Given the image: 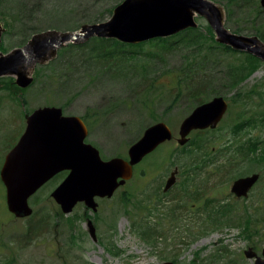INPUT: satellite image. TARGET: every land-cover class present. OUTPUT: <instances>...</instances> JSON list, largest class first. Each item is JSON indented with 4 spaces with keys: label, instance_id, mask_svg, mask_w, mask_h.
I'll return each mask as SVG.
<instances>
[{
    "label": "rangeland",
    "instance_id": "rangeland-1",
    "mask_svg": "<svg viewBox=\"0 0 264 264\" xmlns=\"http://www.w3.org/2000/svg\"><path fill=\"white\" fill-rule=\"evenodd\" d=\"M122 1L1 0L0 56L22 47L21 43L35 34L74 31L86 24L107 21L114 12L109 9ZM222 1L230 4L228 0ZM254 2L261 5L260 0ZM217 4L230 31L258 36L250 24L251 3L235 1L229 6L230 15L223 4ZM195 20L199 31L207 35V25L210 26L207 17L195 13ZM4 22H9L12 28L6 31ZM5 48L9 51L5 52ZM152 48L159 51L146 57L140 51L136 59L128 62L129 70L117 76H114L116 72L103 70L104 63L90 57V48L83 47L65 53L52 63L53 71L46 72L44 68L42 80L18 95L9 91L8 81L10 77L16 79L14 75L0 78L3 79L0 83V168L6 153L24 133L27 112L48 105V100L56 106L64 104L68 115L87 116L90 126L86 141L99 149L103 159L126 157L129 147L142 136L145 128L158 121L166 122L174 134L172 140L134 167V176L127 187L118 189L111 198H96L95 211L78 202L70 213L62 212L51 197L53 189L65 177V173H60L29 199L34 213L17 218L7 208L6 189L0 177V264H159L167 261L255 264V258L246 257L244 251L253 247L261 254L264 248V162L248 161L239 147L249 139L264 140V114L239 135L233 134L231 127L238 120L254 118L264 111V60L237 89L230 90L223 83V69L244 55L218 49L217 57H213L218 61H214L208 54L211 58L208 67L205 64V71L210 77V86L219 88V95L229 101V108L216 128L209 132L194 130L188 142L198 138L199 143L205 142L211 147L210 143L216 141L223 150L221 157L233 159L230 164L222 160L207 171L208 166L201 170L199 187L191 189L200 191L201 195L193 198L195 193L189 194L179 184L184 177L181 171L196 155L190 157L181 150L188 142L182 146L177 138L182 120L196 106L185 93L178 94L179 89L173 83L190 60L207 53L203 48L195 50L182 43L168 49L145 44L144 52H151ZM55 56L44 64L56 60ZM142 65L152 71H142ZM162 71L166 73L153 82L159 76L154 73ZM33 72L34 69L30 70L29 75L33 76ZM251 90L256 92L249 93ZM238 92L240 100H232ZM210 94V98H204L212 99L214 95ZM21 97L25 98V104ZM176 167L177 181L164 192V185ZM142 169L144 174L140 175ZM256 172L260 179L247 197L238 198L230 191L236 178ZM123 190L129 192V199L122 198ZM155 192L167 194L164 200L173 199L169 208L179 205L177 220L171 221L167 216L164 219V211L155 209L156 198H151ZM212 197L216 198L214 202L210 201ZM219 200L232 203L233 213L240 220L216 224L213 208ZM247 214L258 222L260 230L254 225L247 233L243 231V218ZM144 219L150 220L162 233L156 242L145 241L134 230V224ZM89 221L96 228L95 239L90 234Z\"/></svg>",
    "mask_w": 264,
    "mask_h": 264
},
{
    "label": "water",
    "instance_id": "water-1",
    "mask_svg": "<svg viewBox=\"0 0 264 264\" xmlns=\"http://www.w3.org/2000/svg\"><path fill=\"white\" fill-rule=\"evenodd\" d=\"M260 3L264 7V0ZM195 13L207 17L218 42L264 60V41L257 35L230 31L222 9L214 0H124L107 21L86 24L74 31L35 34L22 47L2 53L0 77L14 75L16 83L25 88L33 81L29 71L69 43H83L92 37L115 38L125 43L167 37L197 27ZM228 108L229 102L222 95L197 105L182 120L178 143L185 145L194 130L216 128ZM88 133L82 117L64 114L59 106H41L28 114L24 133L6 154L0 169L8 210L18 218L31 216L30 197L56 174L67 170L68 175L51 192L52 198L66 214L78 202H84L95 211L96 198H111L133 177L137 164L174 138L171 127L158 121L149 125L131 144L127 157L103 159L99 149L86 141ZM177 173L176 167L164 185L165 192L176 183ZM259 179L257 172L238 177L232 182L230 191L238 198L247 197ZM89 230L95 239L96 228L92 221H89ZM244 254L255 258V264H264V248L259 254L249 247Z\"/></svg>",
    "mask_w": 264,
    "mask_h": 264
},
{
    "label": "trees",
    "instance_id": "trees-1",
    "mask_svg": "<svg viewBox=\"0 0 264 264\" xmlns=\"http://www.w3.org/2000/svg\"><path fill=\"white\" fill-rule=\"evenodd\" d=\"M215 1L217 3L223 4L225 6V9H227L229 15L231 13V9H229V6L231 7L235 1L239 2V0H228L230 4L227 5L222 3V0ZM246 1L247 3H251L249 5V8L251 16L250 24L253 27L252 29L264 41V8L258 2H254V0ZM117 5L110 8L109 11L112 13ZM4 23L6 25V31L9 30V28H12V25L9 22ZM207 29L209 32L207 35L200 32L198 27H189L172 36L157 37L140 43H125L115 38L104 37H92L88 41L83 43H69L58 51L56 55L57 58H55L56 60H51L48 63L39 64L38 66H36L33 75L34 79L28 87H19L14 81L15 78L10 77V80L8 81L11 84L9 91L13 94L18 95L19 92L22 93V91L24 90L31 89L38 83V80H42L44 68L46 72L53 71L54 69L52 67V63L55 64V61H58L60 57H62L65 53L81 49L83 47L90 48V57H92L93 59L96 58V61H101L104 63L103 70H105L106 72L113 71V74L116 72L114 76H117L119 73L129 70L127 65L128 62L134 58L136 59L138 54H140V51L144 53L145 57L147 56V54L153 55V53L159 51L157 49L152 48L153 50L151 52L145 53V44H149L153 47H158L160 49H168L174 45H177L178 43H182L186 47H194L195 50H200L201 48H203V51L207 53L201 55L199 58L196 57L194 60H190L187 64V68L179 72V75L177 74V77L179 76V78L178 80L176 79V81L173 83V86L179 89L178 94L185 93L189 98L192 99L193 106H197L203 103L204 101L208 100V98H204L205 96H208L209 98L212 96L210 92L214 96L220 94V92L218 91V87L212 88L210 86V77H207L208 75L205 71V64L208 67L210 57L209 55H212V58L210 57L211 59H214V61H218L217 59L213 58L218 54V49H222L223 51L231 54L244 55L242 59H238L236 60V62L234 61L233 63H229L228 67H225L223 69L224 76L222 80H224L223 83L226 82L225 85L228 86V89L230 90L237 89L243 81H245L249 76H251L255 71H257L262 65V60L256 57L255 55L248 52H239L226 44L218 42V40L216 39V34L212 27L207 25ZM236 30L240 31V29ZM27 41L28 39L21 43L20 46L26 44ZM2 47L3 44L1 45V49ZM4 51L8 52L9 50L5 48ZM141 70L144 72L152 71V69H149L144 65H142ZM165 73V71L154 73L155 76L156 74H159V76L157 78H154L153 82L155 80L158 81L159 77H161V75H164ZM149 78H151V75ZM2 80L3 79L0 80V83H2ZM254 92H256V90H251L249 93ZM249 93L246 94L248 97H250ZM239 95L240 92L236 93L231 99L234 101H239ZM22 102L24 104L26 102L24 97L22 99ZM46 104L53 105L54 103L51 100H48ZM60 107H62L63 111L65 112V105L61 104ZM32 111L33 110H30L27 113L29 114ZM263 114L264 111L261 114H258L259 116H254V118H244L242 120L236 121L231 127L232 131H234L233 134L239 135L240 132L254 125L256 120ZM82 118L89 127L90 121L88 120L87 116L84 115L82 116ZM262 122H264V119H262ZM210 130L211 129H207L204 131L209 132ZM208 145L209 144L205 142L199 143L198 138H196L195 140H191L190 142H188L187 145H185L184 147H180V149L188 153L190 157H194L196 155V157H194L189 162V164H187L181 171L182 176L184 177L183 181L179 184L180 187H185L186 191L189 194H191L190 192L195 193L194 195L192 194L193 198H199L201 195L200 191L198 192L191 190L192 188L196 189V187H199V182L197 184V180L200 178L201 170L203 171L204 168L208 166L209 168H206L207 171L222 160L225 163H232L231 159L233 158L225 157L223 159L221 157V155L223 154V150L222 147L219 148V146H217L219 145V143L214 141V143H210L211 147H208ZM239 151L243 154V158L247 159L248 161L250 160L251 162L261 163L264 162V140H261L260 137H257L256 139H249L246 144L242 143L239 147ZM153 154L154 152L149 154L145 158V160L150 158ZM172 161L173 160H171V163ZM174 163L175 161H173V164ZM143 174L144 170L142 169L140 171V175ZM130 182L131 181L129 180L124 186L127 187ZM128 195L129 192L123 190L122 198L129 199ZM166 196L167 194L165 193H153L151 198H156L155 202H153V206L158 211H164V213H162L164 215V219L167 216L171 219V221L177 220L179 217V205H175L172 208H169L168 205L173 199L164 200ZM215 200L216 198H213L210 201L214 202ZM233 211L234 207L232 203L225 200H219L218 204H216L213 208V214H215V223L221 224L225 222H234L235 220H240V216H235ZM243 225V231H245V233L250 231L253 228L252 226L254 225L257 229H261V227L258 226V222L254 221L250 214L244 216ZM157 229L158 228H156L150 220L144 219L139 224H134V230L142 238H144L145 241L149 243L156 242L157 240H159L160 237H162V233L160 232V230ZM250 236L252 237L251 234Z\"/></svg>",
    "mask_w": 264,
    "mask_h": 264
},
{
    "label": "flooded vegetation",
    "instance_id": "flooded-vegetation-1",
    "mask_svg": "<svg viewBox=\"0 0 264 264\" xmlns=\"http://www.w3.org/2000/svg\"><path fill=\"white\" fill-rule=\"evenodd\" d=\"M61 173H65L67 175L68 174V171H64V172H61Z\"/></svg>",
    "mask_w": 264,
    "mask_h": 264
}]
</instances>
